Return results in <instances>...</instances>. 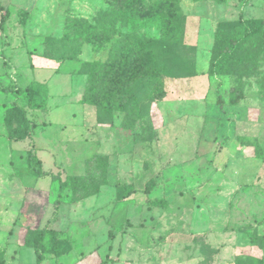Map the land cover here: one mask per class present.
<instances>
[{"label": "rangeland", "instance_id": "rangeland-1", "mask_svg": "<svg viewBox=\"0 0 264 264\" xmlns=\"http://www.w3.org/2000/svg\"><path fill=\"white\" fill-rule=\"evenodd\" d=\"M117 3L0 0L9 13L0 30L4 264H35L22 236L45 226L64 255L50 254L46 237L42 264H264V26L243 46L256 62L208 73L218 24L264 21V0H140L126 23ZM171 18L180 31L165 39ZM142 38L166 41V51ZM136 55L168 72L139 82ZM31 86L46 92L45 109L26 108L37 127L10 141L6 110L26 107V96L4 89ZM236 86L244 98L229 106ZM31 147L43 171L66 181L62 191L32 172Z\"/></svg>", "mask_w": 264, "mask_h": 264}, {"label": "trees", "instance_id": "trees-1", "mask_svg": "<svg viewBox=\"0 0 264 264\" xmlns=\"http://www.w3.org/2000/svg\"><path fill=\"white\" fill-rule=\"evenodd\" d=\"M134 3H137V6H139L140 0H124L123 8L121 7L122 5L119 7L117 3V11L115 12V15H118V17L116 20H120V22L123 21L124 23L130 20L131 13L127 7H130ZM8 14V11L3 9L0 5V30H3L4 24L8 18ZM122 14L127 16L128 19H124ZM171 21L172 23L167 25V30L164 32L165 39L168 37V32H172V30H174V33H178L180 31L177 25V20L175 18H171ZM263 26L264 21L261 19L244 21L238 20L228 23H219L214 34V44L208 69L209 75L228 76L234 71V69H236L238 65H242L248 61L256 62L258 52L255 51L253 54L248 50H243V46L245 44H252L253 37L260 33ZM96 32L100 35L101 29L96 30ZM90 36L92 38V30ZM106 40L109 41L110 39L107 38ZM141 41H146V44L142 43L143 48L147 49V47H149L153 51L156 48L164 49L163 51H166L165 47L168 46L166 41H161L160 39L146 40L145 38H142ZM118 43L119 42L117 40L111 45L110 53L112 57L114 54V49L118 47ZM262 47L264 48V45ZM137 58H139V65L142 64L143 58L136 55V59ZM144 62H146V64L140 65V68L137 69L133 67L131 69L132 73L138 75L139 78H141L139 82L143 81L149 75L158 73L165 74L168 72L166 65L161 63L158 57L151 59L150 64L145 60ZM134 81L135 83L137 82L136 80ZM129 88L130 87L128 85H123L120 87V91L125 93ZM4 93L13 94L15 96H26V107H21L15 102H12L9 108L6 110L4 118V125L7 133L6 138L13 142H20L25 138L30 139L31 133L37 127V125L32 120L27 118L26 108L29 110L44 111L47 100L46 92L43 90V88L31 86L25 88H6L4 89ZM228 94L229 106H236L239 101L244 98L242 92L237 86L231 87L228 91ZM86 96H94V90L88 89ZM26 158L28 161V166L38 179L50 178L52 181H58V187L60 191L66 187V181H61L57 175H52L40 168L39 161L35 160L32 147L27 151ZM34 163L38 165H35ZM152 189L153 183L151 182L146 186L144 192L148 194L152 191ZM130 192L133 193L132 191ZM60 197L61 195L59 194L58 198L53 202L54 212H56ZM148 204L155 208H165L167 206V202L163 199L149 200ZM56 235V231L49 229L48 226L40 229H27L25 235L22 236V244L20 246L32 249L35 256V264H42L44 261V254L47 252L44 246V240L46 237H49L50 242V248L48 252L56 258L64 255V252L60 251L59 249V243L55 238ZM4 263V256L0 250V264Z\"/></svg>", "mask_w": 264, "mask_h": 264}, {"label": "crops", "instance_id": "crops-1", "mask_svg": "<svg viewBox=\"0 0 264 264\" xmlns=\"http://www.w3.org/2000/svg\"><path fill=\"white\" fill-rule=\"evenodd\" d=\"M51 230H52V229H51ZM20 247H22V246H20ZM5 263H6V261H5ZM17 264H19L18 261H17Z\"/></svg>", "mask_w": 264, "mask_h": 264}]
</instances>
